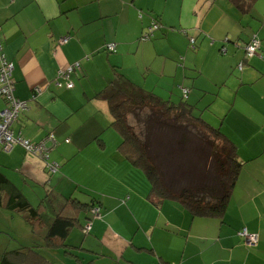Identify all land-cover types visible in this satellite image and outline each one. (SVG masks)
<instances>
[{
    "label": "crops",
    "instance_id": "0c3cea01",
    "mask_svg": "<svg viewBox=\"0 0 264 264\" xmlns=\"http://www.w3.org/2000/svg\"><path fill=\"white\" fill-rule=\"evenodd\" d=\"M141 1L0 0V36L7 57L15 65V94L29 107L16 131L32 142L54 134L58 146L51 151L50 160L61 165V174L51 178L44 163L20 147L8 154L0 151V171L24 192L34 186H55L67 194L70 180L81 186L93 182L95 190L108 182L113 187L118 180L107 179L104 170L113 171L118 178L121 173H137L118 150L121 136L110 128L107 104L93 99L116 72L161 96L180 93L178 85L193 88L191 95L214 93L216 101L228 110L222 115L223 132L247 161L221 223L220 218H206L213 219L206 224L196 222L175 201L164 203L157 217H138L135 205L144 203L143 196L149 190L147 180L139 176L141 188L127 184V202L121 201L123 195L104 198L102 219L107 224L97 221L91 234L85 235L74 229L70 239L72 244L93 249L82 253L91 257L92 264H264V39L257 33L248 37L245 46L251 38L260 42L257 53L248 57L241 46V31L229 30L222 35L220 20L214 25L217 34L211 24L204 26L217 0H155L151 5ZM143 10H151V15L140 18ZM154 19L165 29L155 32L152 41L141 42ZM65 36L70 37L68 43L59 44ZM190 37L197 40L196 54L188 48ZM113 43L117 52H107ZM205 51L212 53L208 68L206 55L201 58ZM77 62L81 69L73 74L74 89L57 88L54 79L58 71ZM5 106L0 97V111ZM204 118L212 122L205 114ZM98 136L103 142L96 141ZM119 184L126 187L122 176ZM143 188L145 195L140 193ZM126 206L134 214L126 220L115 215L114 210ZM149 211L154 213V206ZM10 212L4 203L0 206V224L6 228L0 235L16 240L13 234L22 242L39 244V252L53 255V250L42 248L39 232L33 233L20 215L30 230L24 241L11 225L17 214ZM243 228L258 235L257 245L243 243L238 235ZM111 231L112 240L108 238ZM10 248L6 240H0V264H5L3 254L18 249Z\"/></svg>",
    "mask_w": 264,
    "mask_h": 264
},
{
    "label": "trees",
    "instance_id": "16d2710c",
    "mask_svg": "<svg viewBox=\"0 0 264 264\" xmlns=\"http://www.w3.org/2000/svg\"><path fill=\"white\" fill-rule=\"evenodd\" d=\"M228 1L240 15L244 16L251 13L258 0ZM139 16L142 18L141 13ZM164 29L159 20L154 19L140 41H151L156 31ZM180 32L187 35L185 30ZM66 37L68 36L60 38L59 44L62 45L61 40ZM196 42L195 39V43L192 44L190 37L188 43L194 50L197 49ZM0 43V56L3 55L7 62L13 65L9 76L14 89L13 96L20 102L26 103V109L18 112L10 130L16 139L28 140L16 131V125L19 124L22 114L29 108L28 102L15 94L13 78L15 65L4 51L1 36ZM112 45H115V50L110 51L108 45L107 52H117V45L114 43ZM78 69H81L80 62L59 70L54 79V85L57 88L74 89L73 74ZM178 88L184 96L179 102H174L168 94V99H165V96L147 90L130 81L124 74L116 72L113 78L95 93L93 99L107 104L112 119L110 128L121 136L118 150L130 167L137 172V176L139 174L147 180L149 190L146 200L151 205L162 209L164 203L175 201L182 205L192 219L220 218L223 220L247 161L241 159L237 144L223 132L221 127L213 126L205 120L202 113L195 114V105L187 101L193 88L183 85H178ZM0 97L6 104L2 111L7 110L10 107L9 99L3 95ZM28 141L35 146L43 143L45 148L42 152H33L17 143L11 151L7 152L0 144V151L8 154L16 147H20L25 153L38 157L44 163L51 178L61 174V165L50 160L51 151L58 146L55 135L49 133L40 142ZM96 141L103 142L101 136H98ZM166 166H168L167 170H165ZM70 181L71 183H67V194H62L56 190L55 186L46 189L33 185V188L43 190L37 194L39 202L34 205L27 191L24 192L8 175L0 171V206L4 203L7 210L21 215L30 225L33 233L39 232L44 242L42 248L53 250V255H49L51 254L49 251L41 253L39 244L30 245L11 234L18 243L22 244V247L14 253L3 254L5 264H70L69 260L74 261V264H92L91 257L87 258L82 253L88 250L93 251V249L84 247L82 244H72L70 234L77 228L84 235L91 234L94 221L100 216L102 218L103 210L106 209L104 195H96L85 188L86 185L81 186ZM60 188L66 190L62 186ZM126 194L124 203L130 197L129 192ZM88 226H90L89 229ZM244 229L246 228L238 232L243 243L248 247L257 245L245 243L240 234ZM79 251L81 254L78 253Z\"/></svg>",
    "mask_w": 264,
    "mask_h": 264
},
{
    "label": "rangeland",
    "instance_id": "374dc122",
    "mask_svg": "<svg viewBox=\"0 0 264 264\" xmlns=\"http://www.w3.org/2000/svg\"><path fill=\"white\" fill-rule=\"evenodd\" d=\"M143 4H153L155 3V0H142L141 1ZM165 7V4H164ZM163 7V8H164ZM142 15H146L150 16L151 15V10H147V11H140ZM144 13V14H143ZM216 20H220L221 22H223V26H219L220 23H218V26L220 27L219 32L221 33V31H224L222 35L225 34L226 31H235V30H239L241 31L242 34V42H241V46L244 48H246L245 46V42L248 40V37L250 35L253 34V36L257 33L258 35L260 34V38L261 40L264 39V0H258L256 2V4L253 7V10L251 11V13L249 15H240L238 10L231 5V3L228 0H217L216 1V6L214 7V11L211 12V15L206 19L204 26L206 25H210L213 27V31L218 29L214 28L215 25V21ZM211 26L210 29L211 30ZM148 28V27H147ZM146 30V29H145ZM147 31V30H146ZM175 31V29L173 30ZM181 31V30H180ZM157 32V31H156ZM179 32L176 31V33ZM182 34V33H181ZM180 34V35H181ZM183 35V34H182ZM155 37V36H154ZM173 39H175L173 37ZM152 41V40H151ZM244 41V44H243ZM261 42H264V40H262ZM188 48L190 50L191 53L196 54V50L192 49L189 45ZM263 51V49L261 50ZM260 51V53H261ZM212 54V53H211ZM211 54L205 53L202 54V57L207 58L206 61V67L208 68L211 65ZM200 58V59H201ZM201 61V60H200ZM214 92V91H212ZM172 98V100L174 102H179L181 99H183V93H179V92H174L173 95L168 94V97ZM165 99H168L167 96H165ZM216 95L214 93H209V94H194V95H190V97L187 99V101L191 104V105H195V114L200 115L202 113V115L204 116L207 115L210 117V119L212 120V122H210L213 126L220 128L225 131V124H224V118L222 117L225 116L226 114H228V110L227 108H223V106L220 105V102L216 101L215 99ZM227 102V100H226ZM226 102H224V104H226ZM167 167H165V170H167ZM109 174L110 176L106 175ZM104 175L105 177L108 179L110 177L111 178H115L116 180H118V182L116 181L115 186H111L108 182V184L105 185H100L96 186L97 190H95L93 187L94 185L91 184L93 182H89L87 183V185L85 186V188H87L90 192L94 193V194H102L104 195V198L106 197L107 200H109L108 197H112V198H117L119 197V195H123V197L121 198V201H123L124 198L127 197V190L129 187H127V184L133 185L131 187H139L141 188V181L139 179V175L137 176V173H132V171L130 172L129 176H126L125 173H121L119 176V178H121V176L123 177V179L125 180L126 183V187L123 189L122 188V184H119V178L115 175H113V171L112 174L106 172V170H104ZM126 189V190H125ZM125 190V191H124ZM43 191V190H42ZM39 188H32L31 190H27V194L31 197V199H33V203L34 205H36L39 201L37 200V194H40ZM77 193H80L78 191H75ZM145 188L142 189V191H140L141 195H145ZM145 198L144 203L139 202V204H136L135 206H137L136 208H134V210L136 211V215L138 217H148L149 215L153 214V216H156L158 214H162V209H158L156 207H154V213L150 212L149 210H151L153 208V205L150 204V202H147L146 200V196H143ZM111 200V199H110ZM147 202V203H146ZM109 210V209H108ZM103 211L106 212V209H104ZM116 211L115 215L116 216H120L122 217L124 220H126L129 216H131L132 214H134L133 210L130 209L129 207H125L124 210H114V212ZM109 213V212H108ZM163 213L165 214V209L163 210ZM10 215H12V212L9 213ZM17 214V213H16ZM101 216L94 221V223L97 221H101L103 222V224H107L106 221ZM213 219H206V218H198L196 220V222H201V223H208L211 222ZM218 220V219H215ZM219 223H221V220H218ZM211 224V223H210ZM12 227L14 229H16L17 231H19L20 236L24 238V241H27L28 239H25V237L29 236V227L26 225V223L24 222V220L20 217V215H16L15 217V221L13 224H11ZM104 227H108V225H105ZM115 227V225H114ZM6 229L5 227L2 226V224H0V230H4ZM114 230V228H113ZM107 231V229H106ZM111 235L108 237L109 239L112 240L113 237V232L111 231ZM100 239L103 238V230H102V234L100 231ZM0 240H6V244H10L11 248L13 249L15 247H20L21 244L18 243L16 240H13L12 238L9 239V237L5 234L0 235ZM101 242V241H100ZM111 242V241H110ZM70 264H74L73 261L69 260Z\"/></svg>",
    "mask_w": 264,
    "mask_h": 264
},
{
    "label": "built area",
    "instance_id": "2783aa9c",
    "mask_svg": "<svg viewBox=\"0 0 264 264\" xmlns=\"http://www.w3.org/2000/svg\"><path fill=\"white\" fill-rule=\"evenodd\" d=\"M68 40V37L63 38L61 40V43L65 44L68 42ZM191 42L192 44H194L195 39L191 38ZM108 48L110 51H113L115 50V45H109ZM259 48L260 42L257 40V38H253L250 43L246 46L247 56H253L255 53H257ZM0 63V95L7 97L10 101V107L7 110L0 112V144L4 147L7 152L11 151L14 145L17 143L22 144L28 151L42 152V150H44L45 148L43 143H40L38 146H35L32 145L28 140L16 139L14 133L10 130V126L16 119L18 112L20 110L26 109V103L20 102L13 96L14 89L11 86L12 82L9 79V76L11 75V72L13 70V65L8 63L3 55L0 56ZM238 68L242 71L243 64H240ZM69 70H71V68H69ZM87 228L89 229L90 226H88ZM240 234L243 236L246 244H257L258 235L250 234L246 229H244Z\"/></svg>",
    "mask_w": 264,
    "mask_h": 264
}]
</instances>
